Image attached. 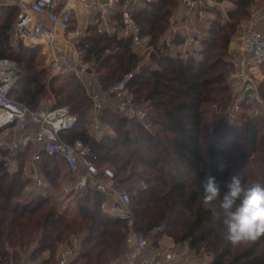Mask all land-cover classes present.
<instances>
[{
    "label": "trees",
    "instance_id": "1",
    "mask_svg": "<svg viewBox=\"0 0 264 264\" xmlns=\"http://www.w3.org/2000/svg\"><path fill=\"white\" fill-rule=\"evenodd\" d=\"M181 2L154 0L137 8L135 18L145 38L141 48L123 33L121 11L114 16L116 31L93 25L81 44L83 60L93 63L95 82L102 89L132 74L128 97L148 110L152 129L105 107L100 116L107 132L96 139L90 130L93 100L82 79L74 74L60 79L65 74H57L47 80L50 68L40 47L13 41L16 5L0 9V59L11 58L22 66L11 95L32 108L44 96L51 106L70 108L77 123L63 132L64 139L89 142L99 155L97 163L110 164L118 187L132 192L139 231L164 225L177 243L210 254V264H264V238L231 246L223 239V218L214 219L199 199L201 181L208 176L215 177L222 190L236 172L245 186L264 183L261 117L248 112L247 102L240 122L228 123L224 116L234 89L230 42L236 27L252 13L253 0H236L227 8V18L221 9L207 6L205 10L216 15L201 22L199 46L186 44L187 32L172 30L173 13ZM258 83L264 99V78ZM214 104L222 110L211 111ZM30 150L28 145L20 151L17 168L10 169L4 160L7 151L0 148V264H20L23 254L38 264H58L60 247L73 237L80 238L81 248L72 264H108L123 255L127 224L104 210L107 194L93 186L78 192L79 213L74 216L61 211L58 196L49 192L22 194L29 181L25 165ZM42 156L39 166L48 181L57 183L65 170V176H71L61 157L45 151Z\"/></svg>",
    "mask_w": 264,
    "mask_h": 264
},
{
    "label": "built area",
    "instance_id": "2",
    "mask_svg": "<svg viewBox=\"0 0 264 264\" xmlns=\"http://www.w3.org/2000/svg\"><path fill=\"white\" fill-rule=\"evenodd\" d=\"M76 1L91 5L87 0H65L59 9L57 8L59 0H28L19 4L20 11L11 35L14 38L34 36L44 40L49 48L50 61L47 65L52 75L74 74L81 78L85 74L94 73L93 63L83 60L81 44L85 33L75 22ZM152 1L154 0H123L121 3L119 11L122 13L123 33L130 37L136 46H141L144 41L141 26L135 18L136 10ZM200 3L201 0H182L186 11L190 14L197 11V20L202 22L204 14L201 10L198 12ZM221 3V0H214L203 2V5L205 4L206 8ZM115 4L116 0H107L106 6L102 7L99 22L105 27L109 24L107 14ZM36 14L41 16L37 17ZM172 30L187 32L186 44L199 46L197 34H200V30L194 24L174 21ZM67 46L74 48L78 60L66 57ZM238 48L232 51L234 70L231 72L232 84L237 83L238 86L233 89V97L227 105L225 114L230 121L237 120L244 113L242 104L247 102L250 105L248 112L261 117L264 125V99L258 86L260 68L264 64V32L257 27L256 22L246 27L241 47ZM182 50L186 52L185 48ZM245 51L252 54V62L244 59ZM19 76L20 70L15 61L9 58L0 59V148L7 151L4 160L8 167L11 165L10 169L17 168L20 151L31 143L38 142L42 147L34 148L27 169L29 181L37 191L43 192L46 186V178L39 166L43 157L42 151H45L61 157L71 173V180L62 187L66 196L77 195L90 186L112 195V202L109 205L105 202L102 206L113 219L126 222L127 246L122 258H116L110 264H210V254L196 253L188 243L177 246L175 241L168 242L164 234L156 232L149 235V232L139 231L135 227L132 193L118 187L113 168L108 164L97 163L99 155L94 152L89 142L80 138L73 142L64 139L63 132L76 125L77 117L71 113L68 106L39 105L32 108L12 97L11 92ZM131 77L132 74L128 73L108 88L90 93L93 100L90 130L95 135H105L106 129L102 125L100 112L107 105L118 109L122 116L134 118L148 129L153 128L148 110L133 103L128 97L127 83ZM247 91L249 93H246ZM111 98H115L116 101L111 103ZM33 126L34 135H30L29 130ZM14 131H18L19 135L13 136ZM76 251V246H64L60 251L58 264H70L71 256Z\"/></svg>",
    "mask_w": 264,
    "mask_h": 264
},
{
    "label": "clouds",
    "instance_id": "3",
    "mask_svg": "<svg viewBox=\"0 0 264 264\" xmlns=\"http://www.w3.org/2000/svg\"><path fill=\"white\" fill-rule=\"evenodd\" d=\"M200 203L214 219H222L223 239L233 247L264 238V183L245 186L239 172L233 173L222 190L213 176L201 181Z\"/></svg>",
    "mask_w": 264,
    "mask_h": 264
},
{
    "label": "crops",
    "instance_id": "4",
    "mask_svg": "<svg viewBox=\"0 0 264 264\" xmlns=\"http://www.w3.org/2000/svg\"><path fill=\"white\" fill-rule=\"evenodd\" d=\"M22 1H28V0H0V9L3 8V6H7V7H4V11H6V9L10 6V5H16L20 11V3ZM88 2L91 3L90 6H87L84 2H80V1H76L74 2L75 4V22L77 23V25L79 27H82L83 30H84V33L86 36L87 35V32L89 31V28L93 25H96L100 30H108L110 32H113V31H116V28H117V20L114 18L115 14L121 9V3L123 0H116V4L115 6L112 8V10L109 12V14H107V18H108V22L109 24L105 27L103 26V24H101L99 22V19L101 17V10H102V7L105 5L106 6V2L107 0H87ZM207 1H214V0H201V3L199 4L200 7H198V12L201 10V12H203L204 14V6L205 4L203 5V2H207ZM222 3L220 5H217L216 8L217 9H221L222 12L224 13V16L225 18L228 17V11H227V8L228 7H234L235 6V1L236 0H221ZM60 4L59 6L57 7L58 9L62 6V3L65 2V0H59ZM203 5V6H202ZM183 9V13H182V19L181 20H176V21H181L183 24H196V22L200 23V21H198L196 18V12L197 11H194L192 12L191 14L188 13L186 11V9H184V6H182ZM88 8H91V11L89 13H87V10ZM204 8V10L202 9ZM212 12V11H211ZM214 14H216V11L213 12ZM37 17L41 16L39 14H36ZM196 17V18H195ZM3 17H2V14L0 13V20H2ZM204 19H205V15H204ZM14 27H15V23H14ZM14 27L13 29L11 30V34L14 30ZM12 39H14L13 35L11 36ZM25 43H29V44H33V46H39L40 49H41V52L43 54V57H44V60L47 64H49L48 62L50 61V53H49V48L47 46V44L44 42V40H42L41 38H35L34 36H27L25 39H24ZM230 47H229V50L230 52L232 51H235V50H238L239 48L238 47H241V44H238L236 39H233V41H231L230 43ZM140 47V46H138ZM66 54V57H68V59H71V60H78V56H77V53L76 51L74 50L73 47L71 46H67V52L65 53ZM244 59H246L247 61H251L252 62V54L249 55L248 57V52L245 51V55H244ZM48 66V65H47ZM93 76V78H92ZM81 79H86L88 81V83L86 84L87 86V90L88 92L90 93H93V92H96L100 89H102L101 87H99V85L95 82V77H94V73H90V74H85L81 77ZM116 99L115 98H111L110 99V102L113 103L115 102ZM106 107H113V106H110V105H107ZM114 108V107H113ZM106 129V132H107V128L105 127ZM34 130H35V127L33 126L30 130H29V134L30 135H34ZM105 132V133H106ZM13 136H18L19 135V132L18 131H14L13 133ZM91 134L96 138V139H101L103 136H97L95 135L93 132H91ZM31 150L29 151V155L27 157V160H26V165H25V169L27 171L28 169V163L29 161L31 160L32 158V155H33V150L35 147H42V144L41 143H31V145H29ZM18 166V165H17ZM66 171V170H65ZM28 172V171H27ZM28 175V174H27ZM45 176V175H44ZM28 177V176H27ZM29 178V177H28ZM46 178V177H45ZM72 178V176H68V181H70ZM66 180H64V183L63 184H66L67 182H65ZM30 182V181H29ZM28 187V188H27ZM29 187H31L32 189H30V191H26V188L27 190L29 189ZM25 191L28 193L26 196H29V195H32V194H35L39 191H37L34 186H33V183H28L25 187ZM35 192V193H34ZM43 192H49V193H53V187H52V184L46 179V186L45 188L43 189ZM64 194V193H63ZM61 195V194H60ZM65 195V194H64ZM66 196V195H65ZM59 197V196H58ZM108 200L109 198L112 199L113 196H108L107 197ZM77 195H70V196H66L65 198H62V199H59V206L60 207H67L65 206L68 202H74L75 203V206H77L78 208V205H77ZM108 200L106 201V203H108ZM63 210L67 209V208H62ZM73 240H78V238H74ZM72 240V241H73ZM65 245H62L58 251V255L60 254V251L61 249L64 247ZM49 252H45L44 253V256L48 257L49 256ZM73 255L71 256V259H70V262L73 260ZM73 262V261H72ZM15 264V263H14ZM20 264H38L37 261H33L28 254H23V257H22V260L20 261ZM72 264V263H71Z\"/></svg>",
    "mask_w": 264,
    "mask_h": 264
},
{
    "label": "rangeland",
    "instance_id": "5",
    "mask_svg": "<svg viewBox=\"0 0 264 264\" xmlns=\"http://www.w3.org/2000/svg\"><path fill=\"white\" fill-rule=\"evenodd\" d=\"M204 8H205V6H204ZM211 8V7H210ZM182 9H183V7H182V2L179 4V6H178V8H176V10H175V12L173 13V17L172 18H174V21H176V20H181L182 19V13H183V11H182ZM91 11V8H88V10H87V13H89ZM250 12H252V13H250L249 14V16H247V17H245V19L239 24V26L238 27H236V30H234L235 31V34L233 35V38H232V40L231 41H233V39H236V41H237V43L238 44H241L242 43V38H243V35H244V32H245V29H246V27L247 26H249L251 23H255L256 22V25H257V27L261 30V31H263L264 32V0H253V5L251 6V8H250ZM204 15H205V19L207 20H211V19H213V18H215V15L216 14H214L213 12H211L210 10H204ZM197 17V16H196ZM195 17V18H196ZM197 19V18H196ZM16 21H17V18L15 19V24H16ZM202 26H204V24H202L201 22L200 23H196V27L197 28H199V29H201L202 28ZM25 39V38H24ZM24 39H22V38H20V37H15L14 39H13V41L14 42H22V43H24L25 45H27V46H33V44H27V43H25V41H24ZM144 39V41H143V44L141 45V46H143L144 45V42H145V38H143ZM231 43V42H230ZM231 45V44H230ZM141 46H140V48H141ZM42 54V53H41ZM251 53H249L248 52V57H249V55H250ZM10 60H12V61H15L16 63H17V65H18V68H19V70H20V73H21V68H22V66H21V64H19L16 60H14V59H11V58H9ZM46 63V62H45ZM47 64V63H46ZM48 67V66H47ZM49 69V68H48ZM260 73H261V76L259 77V80H262L263 78H264V68H260ZM51 76H53L52 75V72H51V70L49 69V70H47V73H46V79L47 80H49V78L51 77ZM60 77V79H66L67 77H70V75L69 74H65L64 76H59ZM92 78H93V76H92ZM82 81H83V83L85 84V86H86V84L88 83V81L86 80V79H82ZM237 83L235 84V85H233V88L235 89V88H237ZM86 88H87V86H86ZM88 91V90H87ZM49 93V92H48ZM89 94H90V92H88ZM51 98H53V97H51ZM53 101V100H52ZM40 105H45V106H47V107H49V106H51L52 104H51V102H50V98H47V97H43L42 98V100L40 101ZM211 111H212V109H214V111H216L217 113L218 112H220L221 110H222V106L221 105H219V104H214V105H212L211 107ZM70 109V108H69ZM224 116H225V119L227 120V122L228 123H231V122H233V121H230L228 118H227V116H226V114H225V111H224ZM250 116V115H249ZM245 119V118H244ZM237 121L238 122H240V120L239 119H237ZM237 122V123H238ZM239 124H235V127L236 126H238ZM261 129H262V132L264 131V125H263V121H262V123H261ZM234 138V137H233ZM5 156V155H4ZM255 155H253V156H251L250 157V161H252V158L254 157ZM0 157H1V155H0ZM108 165H110V164H108ZM9 167H11V165H9ZM63 173V177H61V179H60V181H58L57 183H53L52 181H49L51 184H52V187H53V193H50L52 196H59L58 198L59 199H62V198H65L66 196L63 194V191H62V187H64L66 184H63L64 183V180H66L65 182H67L68 183V175H66L67 176V178H65L66 176H65V171L64 172H62ZM65 178V179H64ZM28 183H30L29 181H28ZM28 188V187H27ZM27 188H26V191L28 192V191H30V189H32L31 187H29V189L27 190ZM120 189H123V190H128L125 186H122ZM25 191V189H24V191L22 192V194L24 195V196H26L28 193ZM130 191V190H129ZM35 193V192H34ZM132 193V192H131ZM61 194V195H60ZM108 196H111V195H108ZM112 202V199H110L109 198V200H108V205L110 204ZM65 206H67V207H60L59 206V208H60V210L62 211L63 209L62 208H67V211H68V215H70V216H74V215H77L78 213H79V210H78V208H77V206H75V203L74 202H68ZM160 233V234H164L165 235V239L169 242V241H175L174 240V238H173V236H171L170 234H169V232L167 231V229H166V227L164 226V225H160V227H157L156 229L154 228V230L152 231V232H149V235L150 234H154V233ZM170 237H171V239H170ZM73 239H74V237H73ZM176 242V241H175ZM81 242H80V238L78 237V240H73V241H69L68 243H65L64 245L65 246H76L77 247V251L73 254V259L75 258V255H77L78 253H79V251H80V248H81ZM176 244H177V246H181L182 244L181 243H177L176 242ZM122 256L123 255H121V256H119V257H117V258H122ZM115 259V258H114ZM113 259V260H114ZM72 262V261H71ZM121 262H123V259H121ZM111 263V261L108 263V264H110ZM71 264V263H70ZM74 264H82L81 263V261L79 260V261H77V262H75Z\"/></svg>",
    "mask_w": 264,
    "mask_h": 264
},
{
    "label": "water",
    "instance_id": "6",
    "mask_svg": "<svg viewBox=\"0 0 264 264\" xmlns=\"http://www.w3.org/2000/svg\"><path fill=\"white\" fill-rule=\"evenodd\" d=\"M246 93H249V91H247Z\"/></svg>",
    "mask_w": 264,
    "mask_h": 264
}]
</instances>
